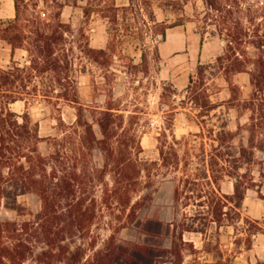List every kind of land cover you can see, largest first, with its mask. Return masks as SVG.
I'll list each match as a JSON object with an SVG mask.
<instances>
[{
  "label": "trees",
  "instance_id": "16d2710c",
  "mask_svg": "<svg viewBox=\"0 0 264 264\" xmlns=\"http://www.w3.org/2000/svg\"><path fill=\"white\" fill-rule=\"evenodd\" d=\"M12 1L14 18L0 21V40L12 53L25 51L27 62L19 65L11 61L9 67L0 69V203L5 210L25 216L19 198L34 194L40 208L31 219L0 222V264H151L157 256L154 248L114 246V234L136 221L145 198L139 193L143 186L150 185L152 173L160 169L179 173L174 188L175 204L184 209L198 208L196 214H184L179 222L147 223V232L153 236L161 237L164 227L163 235L171 238V247L162 253L178 259L174 264H181L180 246L185 233L204 235L211 224L220 229L240 221L248 222L240 211L246 192L257 191L259 187L252 167L258 164L256 152L264 153V43L249 42L259 52L252 58L249 47L243 45L248 31L241 21L233 18L229 5L220 4L219 0L205 2L217 35L224 42L223 54L216 59L218 69L226 76L248 75V84H230L228 105L229 109L237 110L235 129L228 128L226 113L222 124L212 128L203 126L199 134L191 136L193 140L173 138L168 143L165 137L158 147V161L144 162L138 158L141 148L136 138L130 135V130L122 128L124 116L115 113L118 109L112 103L102 110H93L87 118L80 101L72 61L74 50L77 48L83 57L99 66L107 55L105 50L90 48L82 32L73 41V31L61 22L59 12L53 19H42L38 13L28 16L27 0ZM97 1V13L114 26L119 14L144 11L152 25L149 29L162 41L167 30L181 25L157 22L150 0H128V5L122 7L116 6L114 0ZM57 3H54L56 8L63 7ZM145 61L142 53L141 62ZM36 100L56 107L60 103L73 106L74 122L68 125L58 119V134L41 138L27 112L18 115L10 109L16 102L28 105ZM214 110L216 107L211 108ZM243 119L245 122L241 123ZM43 142L47 143V154L40 150ZM95 150L103 157L102 179L106 173H113V189L108 196L104 192V203L112 198L124 216L119 218L120 222L123 220L119 229L102 248L95 249L94 243L89 244L93 254L85 258L86 248L71 249L64 241L67 234L74 235L73 230L88 234L96 217V201L87 191L98 179L97 171L88 166ZM144 174L148 184L142 185ZM225 182L231 183L230 193L222 190ZM254 234L246 231L247 243Z\"/></svg>",
  "mask_w": 264,
  "mask_h": 264
},
{
  "label": "rangeland",
  "instance_id": "374dc122",
  "mask_svg": "<svg viewBox=\"0 0 264 264\" xmlns=\"http://www.w3.org/2000/svg\"><path fill=\"white\" fill-rule=\"evenodd\" d=\"M27 1L26 15L38 13L42 19H53L59 12L61 22L69 25L73 31V41H77L79 32H82L90 48L105 50L107 55L104 60H100L102 66L83 57L77 48L74 50L72 61L80 101L86 109L87 118H90L93 110H102L112 103L113 108L118 109L115 113L124 116L122 128L130 130V135L136 138L141 148L138 155L140 160L158 161V147L165 137L168 143L173 138L193 140L191 136L199 134L203 126L212 128L222 124L226 120V113L229 116L228 128L235 129L237 110L229 109L228 105L231 98L230 84L234 82L242 85L248 81V76L233 73L226 76L218 69L216 58L212 56L210 59L205 55L201 58L204 43V54L209 50L207 48L218 49L213 51L216 56H221L224 50V42L217 35L206 0H150L157 22L181 24L167 30L166 34L174 30L186 33V43L180 37L174 51L168 50L162 54L159 49L165 41L149 29L152 25L144 11L129 12L125 16L119 14L114 26L97 13V0ZM168 1L177 4L170 6L166 4ZM55 2L63 7L56 8ZM114 3L118 7L127 6L128 0H114ZM219 3L229 5L233 18L241 21L248 31L249 36L243 45L249 47L248 52L254 58L259 52L249 42L264 43V0H219ZM13 18V1L0 0V21ZM142 53L146 56L144 63L141 62ZM11 61L19 65L26 64V52L16 50L12 53L10 47L0 40V69L9 67ZM213 107L216 110L211 111ZM10 109L18 115L27 112L43 139L58 134V119L68 125L75 120V109L65 103L56 107L44 100H36L28 105L16 102L10 105ZM244 122L245 119L241 121ZM94 130L99 137L97 127ZM40 150L47 154L46 142L40 144ZM178 150L181 154V148L178 147ZM256 158L258 164L252 167V172L259 187L257 191L246 192L240 211L242 218L248 222L240 221L220 229L211 224L206 227L204 235L185 233L184 243L180 246L181 264H264V153L256 152ZM88 166L93 167L98 176L93 187L87 188L90 198L96 201V217L88 234L73 230L74 235L71 237L70 233L67 234L64 241L71 249L77 246L86 248L85 258L93 254L89 244L94 243L95 249L102 248L109 236L119 229L123 223L119 218L124 216L121 207L113 204L112 198H107L108 201L104 203V192L108 196L113 189V173H106L102 179L103 157L99 150L93 151ZM178 176L176 171L165 169L152 173L150 185L143 186L139 193L145 198L143 206L137 211L136 221L114 234V246L143 245L154 248L157 256L152 258L151 264L178 262L172 254L162 253L171 247V238L163 235L164 227L161 237L147 232L148 221H159L166 225L181 221L184 214L191 216L198 212V208L184 209L175 204L174 188ZM141 181L142 185L148 184L145 174ZM222 190L230 193L231 183L225 182ZM19 202L26 215L17 216L5 210L0 203V222H21L31 219L39 211L40 202L34 194L22 196ZM246 231L255 233L249 243L246 242Z\"/></svg>",
  "mask_w": 264,
  "mask_h": 264
},
{
  "label": "crops",
  "instance_id": "0c3cea01",
  "mask_svg": "<svg viewBox=\"0 0 264 264\" xmlns=\"http://www.w3.org/2000/svg\"><path fill=\"white\" fill-rule=\"evenodd\" d=\"M180 37H183V39H184L183 42L185 41V43H186V33L185 32H181V31H178V30H174L172 32H168L166 34L165 42H163L162 45L160 46V49H159L160 53L161 54L162 53H166V52H168V50L174 51V48L176 47L175 45L178 42H180ZM190 37L193 38L194 35H191ZM207 45H209V43H207ZM184 46H185V44H183V47ZM179 47H181V46H179ZM205 47H206V44L204 43L202 45V48H201V58H203L204 55H205L206 57H211L210 59H212L213 57L217 59V57L220 55L218 52H216V53H218L219 55H217V56H216V54L214 55L215 52H213V51H216V50L218 51V49L210 50V48H207L209 50H207V53L204 54ZM219 49L222 51L221 47ZM245 84H248V81L246 83L242 84V85H245Z\"/></svg>",
  "mask_w": 264,
  "mask_h": 264
}]
</instances>
